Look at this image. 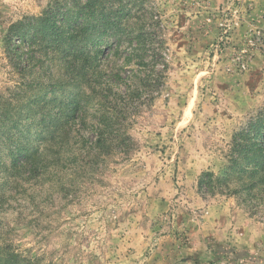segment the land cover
Returning <instances> with one entry per match:
<instances>
[{
  "label": "rangeland",
  "instance_id": "374dc122",
  "mask_svg": "<svg viewBox=\"0 0 264 264\" xmlns=\"http://www.w3.org/2000/svg\"><path fill=\"white\" fill-rule=\"evenodd\" d=\"M76 4L113 12L82 87L10 34ZM260 120L264 0H0V264H264V204L200 185Z\"/></svg>",
  "mask_w": 264,
  "mask_h": 264
},
{
  "label": "trees",
  "instance_id": "16d2710c",
  "mask_svg": "<svg viewBox=\"0 0 264 264\" xmlns=\"http://www.w3.org/2000/svg\"><path fill=\"white\" fill-rule=\"evenodd\" d=\"M88 7L91 8L90 5L82 7L80 4H76L74 7L68 8L66 13L70 16L65 18L64 24L60 27H57L55 20L61 12L60 6L51 7L40 18L24 21L11 27L10 34L14 37L18 36L22 40L21 48H24L26 42H29V50H27L30 56L28 58L29 69L37 64L43 68L49 63L54 64L55 61L61 60L63 63H60L62 65L64 64V68L70 67L69 65L72 63L75 65L77 74L71 80L75 79L74 81L79 84V87L90 84L89 79L83 80L81 78V71L85 74L88 70L86 67L83 68L79 63V57L86 52L85 46L79 40L80 32L84 31L83 34L85 35L90 33L94 38L93 43L97 44L99 39L101 40L112 29L111 20L113 12H110L108 15L106 13H100L101 17L97 18L94 12L92 14L88 11L85 13ZM88 14L90 15L88 16ZM115 16H118V14L116 13ZM91 17H94L93 22L91 21ZM71 20L79 21V24L74 27L70 25ZM96 28L98 31L95 30ZM31 30H34L35 33L28 40L29 36L27 35H29ZM41 33L43 37H40ZM83 38L87 40L88 36ZM11 40L9 39V41ZM37 45V48H40L38 52L42 56L39 60L34 58V49ZM98 58L97 56L95 61H98ZM64 68L62 67L61 71ZM92 91L88 95L85 92L83 93V91L78 93V98H76L78 101L72 109L73 115L76 112L79 115L82 109H86L82 105V98L84 94L88 100L93 98V95L97 94L96 87ZM54 128L55 131L52 137H62L64 132L63 125L57 122ZM262 128H264V120H260L258 124L253 123L236 133L224 173L218 177L213 173H206L201 177L200 185L208 184L210 189L214 188V186L216 188L224 187V192H227V194L237 192L241 194L245 193L248 194V198L252 197V200L256 198L255 202L257 204H264V130ZM42 148L40 145L38 151L25 156L19 152V156H17L18 161H22V164L31 163L33 154L36 157H40V155L37 156V152L40 153L43 150ZM6 182L8 183L9 180L7 179Z\"/></svg>",
  "mask_w": 264,
  "mask_h": 264
}]
</instances>
